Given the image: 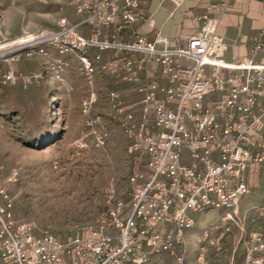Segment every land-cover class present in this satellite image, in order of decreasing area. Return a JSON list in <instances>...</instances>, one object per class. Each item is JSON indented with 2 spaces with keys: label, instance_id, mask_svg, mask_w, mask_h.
Segmentation results:
<instances>
[{
  "label": "built area",
  "instance_id": "built-area-1",
  "mask_svg": "<svg viewBox=\"0 0 264 264\" xmlns=\"http://www.w3.org/2000/svg\"><path fill=\"white\" fill-rule=\"evenodd\" d=\"M171 1L180 6L185 0ZM147 3L71 0L78 21L63 17L57 31L27 35L32 43L18 46L11 57L46 58L62 82L78 61L90 86L81 105L88 133L74 142L78 150L90 147V134L97 148H105L110 137L102 115L94 113L97 74L130 85L139 97L127 101L118 87L108 93L132 157L130 199L113 202L75 236L60 239L49 230L37 233L33 222H18L0 166V264H147L162 253L185 264L186 235L197 226L196 215L214 210L200 234L197 262L213 264L210 251L223 252L251 190L247 173L264 161V26L235 41L251 43L248 55L228 60L214 14L218 8L224 12L227 2L200 0L198 24L181 45L156 27ZM92 47L98 49L94 56ZM148 70L153 74L146 75ZM0 76L1 85L43 78L38 70L24 74L15 67ZM240 249L243 264H264L260 231L246 234Z\"/></svg>",
  "mask_w": 264,
  "mask_h": 264
},
{
  "label": "rangeland",
  "instance_id": "rangeland-1",
  "mask_svg": "<svg viewBox=\"0 0 264 264\" xmlns=\"http://www.w3.org/2000/svg\"><path fill=\"white\" fill-rule=\"evenodd\" d=\"M63 17L79 20L71 0H0V51H4L0 74L10 67L24 74L36 70L43 74L38 82L0 84L2 178L13 197L16 220L33 222L37 233L49 230L60 239L94 224L113 202L130 199L133 165L126 136L108 105L112 88L108 83L102 89L94 85L99 95L94 113L102 115L103 125L110 131L108 144L95 147L90 134V147L78 150L74 142L88 133L81 105L90 86L84 76L77 69V79L70 84L68 78L64 82L56 78L47 68L46 58L23 54L20 60H11L18 46L32 43V38L20 45L19 40L46 30L57 31ZM84 32L88 35L90 29L84 27ZM253 166L254 178L241 203L240 219L233 222L223 252L210 251L213 264H243L240 246L244 236L254 231L264 236V216L260 214L264 207V161ZM10 177L16 180L10 181ZM214 211L196 215L198 224L195 236L188 240L185 264H198L200 234ZM147 264L180 263L176 256L162 253Z\"/></svg>",
  "mask_w": 264,
  "mask_h": 264
},
{
  "label": "crops",
  "instance_id": "crops-1",
  "mask_svg": "<svg viewBox=\"0 0 264 264\" xmlns=\"http://www.w3.org/2000/svg\"><path fill=\"white\" fill-rule=\"evenodd\" d=\"M216 4L227 2V9L222 12L219 8L214 14L220 17L219 33L226 38L228 50L226 59L231 60L234 56H245L250 53V42H235L240 35H253L264 26V0H212ZM200 0H185L180 6L175 5L171 0H148L147 8L149 13L156 20V27L164 36L175 40V44H184L187 36L191 34L198 22L195 15L201 12ZM98 49H89L91 56H94ZM79 64L73 60L67 70V78L70 84L77 78ZM146 75L153 74L148 70ZM75 79V80H74ZM111 87H118L125 91L127 98H138L139 94L129 89L130 85L124 83H113L106 80L101 74L95 77L97 89H102L105 84ZM73 86V85H72ZM74 87V86H73ZM72 87V88H73ZM254 166H251L247 173V180L252 186ZM244 200V199H243ZM195 230L187 232V239L195 236ZM225 242V240H224Z\"/></svg>",
  "mask_w": 264,
  "mask_h": 264
},
{
  "label": "bare ground",
  "instance_id": "bare-ground-1",
  "mask_svg": "<svg viewBox=\"0 0 264 264\" xmlns=\"http://www.w3.org/2000/svg\"><path fill=\"white\" fill-rule=\"evenodd\" d=\"M31 38L32 37H30V38H28L26 40H19L18 43L21 44V43H24V42H27V41L30 42L31 41ZM12 49H14V48H10L9 50H12ZM3 53H4V51H2V52L0 51V55H2Z\"/></svg>",
  "mask_w": 264,
  "mask_h": 264
}]
</instances>
